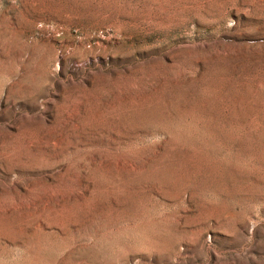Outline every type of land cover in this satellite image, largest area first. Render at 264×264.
Wrapping results in <instances>:
<instances>
[{
  "label": "rangeland",
  "instance_id": "374dc122",
  "mask_svg": "<svg viewBox=\"0 0 264 264\" xmlns=\"http://www.w3.org/2000/svg\"><path fill=\"white\" fill-rule=\"evenodd\" d=\"M0 264H264V0H0Z\"/></svg>",
  "mask_w": 264,
  "mask_h": 264
}]
</instances>
